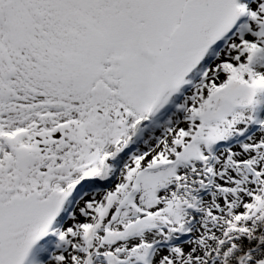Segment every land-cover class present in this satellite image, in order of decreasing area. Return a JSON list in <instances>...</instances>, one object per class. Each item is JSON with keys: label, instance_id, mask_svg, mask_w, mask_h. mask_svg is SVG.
I'll return each mask as SVG.
<instances>
[{"label": "snow or ice", "instance_id": "obj_1", "mask_svg": "<svg viewBox=\"0 0 264 264\" xmlns=\"http://www.w3.org/2000/svg\"><path fill=\"white\" fill-rule=\"evenodd\" d=\"M0 264H264V0H0Z\"/></svg>", "mask_w": 264, "mask_h": 264}]
</instances>
